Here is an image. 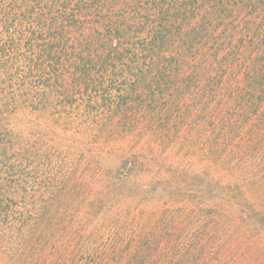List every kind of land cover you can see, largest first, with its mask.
<instances>
[{"label":"trees","instance_id":"obj_1","mask_svg":"<svg viewBox=\"0 0 264 264\" xmlns=\"http://www.w3.org/2000/svg\"><path fill=\"white\" fill-rule=\"evenodd\" d=\"M25 115L194 153L224 197L80 249ZM0 264H264V0H0Z\"/></svg>","mask_w":264,"mask_h":264},{"label":"rangeland","instance_id":"obj_2","mask_svg":"<svg viewBox=\"0 0 264 264\" xmlns=\"http://www.w3.org/2000/svg\"><path fill=\"white\" fill-rule=\"evenodd\" d=\"M26 116L17 118V128H32L28 138L42 139L61 154L55 159L68 177L54 182L73 191L70 206L82 208L81 214L73 212L70 224L80 249L101 247L104 233L139 235L165 209L210 206L224 197L216 188L218 171L194 153L178 152L149 136L113 135L89 118L53 123L47 115H32V121ZM127 158L139 162L131 172L125 168L129 174L122 167Z\"/></svg>","mask_w":264,"mask_h":264}]
</instances>
